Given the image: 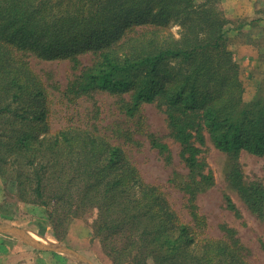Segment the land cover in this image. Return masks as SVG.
I'll use <instances>...</instances> for the list:
<instances>
[{"label":"trees","instance_id":"1","mask_svg":"<svg viewBox=\"0 0 264 264\" xmlns=\"http://www.w3.org/2000/svg\"><path fill=\"white\" fill-rule=\"evenodd\" d=\"M220 2L0 0V177L14 184L17 200L44 208L57 239L72 219L95 210L92 234L112 264H252L233 229L204 233L196 203L214 183L199 157L208 138L233 157L227 182L264 220V185L245 181L236 159L241 150L264 156V91L245 102ZM29 54L70 60L77 71L64 97L107 92L134 128L113 123L107 134L69 122L52 129L50 91ZM144 103L160 108L179 145L187 172L169 181L183 192L188 220L128 156L125 145L145 133ZM146 136L169 162L168 145ZM227 206L240 214L229 198Z\"/></svg>","mask_w":264,"mask_h":264},{"label":"rangeland","instance_id":"2","mask_svg":"<svg viewBox=\"0 0 264 264\" xmlns=\"http://www.w3.org/2000/svg\"><path fill=\"white\" fill-rule=\"evenodd\" d=\"M178 28V25L171 26L172 32L176 35ZM90 58L89 51L79 54L81 65L87 64ZM28 61L32 70L41 76L50 91L49 125L52 129L69 122L78 123L88 128L96 127L107 134H110V127L113 123L123 122V128H134L132 122L125 124L126 120L117 109L115 97L107 92L78 97L74 101H69L64 97L61 92L77 71L70 60L42 59L34 54H29ZM244 71L246 73L244 72L242 76L243 97L245 102H249L255 97L258 90L264 91V82H261L260 75L255 74L254 71L246 69ZM141 113L143 114L145 133L134 135L139 143L125 145L128 156L144 180L159 185L168 195L174 209L184 220H188L189 214L184 205L183 192L169 181L174 171L182 174L187 172V168L179 156V145L170 136L165 114L155 103H144ZM107 125L110 129L105 128ZM146 132L154 134L168 145L171 151L169 162L158 153L155 147L150 145ZM120 140L123 139L119 138ZM201 150L199 157L205 164V171L209 170L214 178L213 185L198 193L196 197L199 213L206 220L207 226L204 233L209 237H221L225 232L223 226L233 229L235 235L246 246L250 262L264 264V220L247 208L237 191L229 185L226 179L227 171L230 168V159L233 157L217 149L208 138L201 146ZM236 159L245 181L264 185V156L241 150ZM15 190L16 187L13 183L7 184L0 177V222L13 224L42 235L43 241L49 240L71 247L97 264H112L101 251L98 239L92 234L91 222L96 217L95 210L72 219L66 234L57 239L52 235L50 227L43 221L46 216L44 208L17 200L14 197ZM228 198L235 204L239 215H236L234 210L227 206ZM0 264L78 263L64 254L35 248L12 234L0 232Z\"/></svg>","mask_w":264,"mask_h":264},{"label":"crops","instance_id":"3","mask_svg":"<svg viewBox=\"0 0 264 264\" xmlns=\"http://www.w3.org/2000/svg\"><path fill=\"white\" fill-rule=\"evenodd\" d=\"M220 7L229 20L228 46L240 66L241 79L246 69L264 82V0H222Z\"/></svg>","mask_w":264,"mask_h":264},{"label":"water","instance_id":"4","mask_svg":"<svg viewBox=\"0 0 264 264\" xmlns=\"http://www.w3.org/2000/svg\"><path fill=\"white\" fill-rule=\"evenodd\" d=\"M0 232L12 234L17 238H19L20 240H22L23 242L34 246L35 248L52 250L57 253L64 254L72 258L78 264H96L87 257L76 252L71 247L49 240L43 241L41 235L37 233H33L28 229L18 227L13 224L5 223V222H0Z\"/></svg>","mask_w":264,"mask_h":264}]
</instances>
